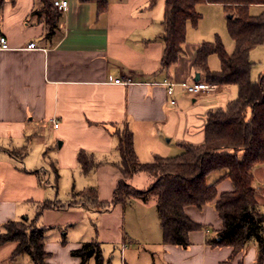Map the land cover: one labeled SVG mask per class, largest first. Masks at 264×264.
Wrapping results in <instances>:
<instances>
[{"label":"crops","instance_id":"0c3cea01","mask_svg":"<svg viewBox=\"0 0 264 264\" xmlns=\"http://www.w3.org/2000/svg\"><path fill=\"white\" fill-rule=\"evenodd\" d=\"M150 2L69 0L67 9H57L58 24L48 34L41 0H0V35L11 47L0 50V232L12 220L44 228L51 264H82L73 251L89 241L101 249L100 264H257L254 241L238 253L208 241L223 227L215 202L185 206L202 227L189 233L183 247L163 241L155 195L106 209L80 195L94 188L99 202H112L122 178L120 133L132 131L141 162L176 156L182 143L205 141L208 112L229 102L219 97L228 85L212 93L177 85L168 93L167 81L192 82L197 73L204 79L194 66L204 41L189 42L188 23L184 53L163 69L165 0ZM252 5L264 11V4ZM81 151L96 162L89 174L82 170ZM225 172L207 177L209 183L219 179V194L234 189ZM253 176L264 213V163L253 167ZM153 181L145 172L129 180L139 189ZM16 246L0 244V264H22L13 255ZM83 264L98 262L94 255Z\"/></svg>","mask_w":264,"mask_h":264},{"label":"trees","instance_id":"16d2710c","mask_svg":"<svg viewBox=\"0 0 264 264\" xmlns=\"http://www.w3.org/2000/svg\"><path fill=\"white\" fill-rule=\"evenodd\" d=\"M41 1L42 11L48 20V34H51L58 24L59 12L53 0ZM156 1L151 0L150 4ZM104 2H101V7ZM204 2L223 4L232 14L228 18V30L235 41V48L228 52L219 36L214 41H204L197 51L194 66L203 73V80L207 82L238 85V96L225 107L208 112L206 137L202 144L182 143L184 150L176 156H158L151 162H141L134 148L132 131L120 133L118 167L122 178L112 202H99L94 188L83 190L80 195L90 206L103 209L131 197L155 195L163 241L183 247L190 244L189 233L202 227L186 214L185 206L203 207L215 202L223 227L217 237L208 241L212 245H230L234 253L254 241L258 249L257 264H263L264 213L258 209L253 167L264 163V72L256 81L252 80L250 52L264 42V11L253 15L249 8L252 4H264V0H165L163 69L175 64L184 53L187 25L189 22L193 26L199 24L202 14L197 6ZM213 54L220 59L219 70L209 66L208 60ZM78 158L85 174L95 168L96 162L90 153L81 151ZM217 170H225V176L232 179V191L219 194V179L208 182V175ZM139 172L154 177L149 188L139 189L129 182ZM9 241L17 242L14 256L28 253L35 264H51L49 252L45 250L44 228L26 219L9 221L0 232V244ZM73 253L82 257V264L94 255L98 264L103 258L94 241L86 242Z\"/></svg>","mask_w":264,"mask_h":264},{"label":"rangeland","instance_id":"374dc122","mask_svg":"<svg viewBox=\"0 0 264 264\" xmlns=\"http://www.w3.org/2000/svg\"><path fill=\"white\" fill-rule=\"evenodd\" d=\"M197 9L202 14V18L197 27L191 26V38L193 41L189 42L195 43L197 40L214 41L216 37L219 36L226 50L228 52H232L235 48V41L231 37L228 30L229 11L225 8V6L220 4L200 3L197 6ZM262 9L263 7L260 5H251L249 11L251 14H258L262 12ZM250 59L253 61L251 78L252 80H257L258 76L264 71V42L251 50ZM208 62L211 69H220V59L216 54L211 55ZM204 81L207 82L206 80ZM207 83L217 85V88L213 92H216L219 86H222L221 84ZM236 87L237 90L234 92ZM232 92L235 93L234 97H231ZM238 93V85L229 84L228 87L224 88V91L219 95V97L225 98V101H230L231 99L236 98ZM18 259H21L20 261L22 264H35L32 257L28 253L19 255Z\"/></svg>","mask_w":264,"mask_h":264},{"label":"built area","instance_id":"2783aa9c","mask_svg":"<svg viewBox=\"0 0 264 264\" xmlns=\"http://www.w3.org/2000/svg\"><path fill=\"white\" fill-rule=\"evenodd\" d=\"M54 7L59 11L65 10L69 6V0H53ZM30 46H34V44H30ZM9 41L5 35H0V50L10 49ZM115 82L122 83L120 78L114 79ZM167 85V91L170 95H173L175 92V87L177 85L181 86L185 92L190 93H212L217 88L215 84H209L204 80H194L192 82H175V81H167L165 82ZM172 102H176L175 99H172ZM55 126H58V123H55ZM48 179L45 181L48 184Z\"/></svg>","mask_w":264,"mask_h":264},{"label":"water","instance_id":"95a60500","mask_svg":"<svg viewBox=\"0 0 264 264\" xmlns=\"http://www.w3.org/2000/svg\"><path fill=\"white\" fill-rule=\"evenodd\" d=\"M228 17H232V14H229ZM199 76H200V73H197L196 80H199L200 79Z\"/></svg>","mask_w":264,"mask_h":264}]
</instances>
